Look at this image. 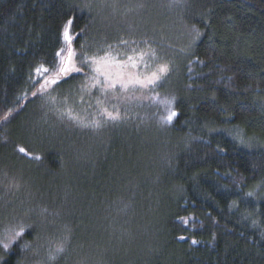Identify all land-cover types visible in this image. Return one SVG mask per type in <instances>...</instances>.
Segmentation results:
<instances>
[{"label": "trees", "instance_id": "16d2710c", "mask_svg": "<svg viewBox=\"0 0 264 264\" xmlns=\"http://www.w3.org/2000/svg\"><path fill=\"white\" fill-rule=\"evenodd\" d=\"M69 20L77 60L168 73L118 99L56 77ZM1 217L0 264H264V0H0Z\"/></svg>", "mask_w": 264, "mask_h": 264}, {"label": "snow or ice", "instance_id": "6c2138e0", "mask_svg": "<svg viewBox=\"0 0 264 264\" xmlns=\"http://www.w3.org/2000/svg\"><path fill=\"white\" fill-rule=\"evenodd\" d=\"M72 21L69 20L63 29V39L67 45L66 55L61 56L65 52V48H61L57 52V56L61 57L60 65L56 70V77L66 78L73 73H82L84 78V83L82 88L86 89L91 93L92 90H99L101 96H106L111 94L112 98H119V93H131L134 95L137 89H154L158 86L159 81L168 73L169 68L167 64H162L157 66L152 70V66L145 60L147 55L144 51H138L132 48L130 51L119 50L114 48L112 45H108L106 48L98 50L88 56H81L77 60L76 53L73 49V39L74 36L71 33ZM199 35V33H197ZM122 43H127V41H122ZM146 69L147 71H141L140 69ZM36 71L40 73L48 72L49 69L41 66L37 68ZM58 83L56 78L50 81H45V84ZM45 85H41L44 87ZM35 94V93H34ZM127 98V97H126ZM155 99V98H153ZM98 103H102L98 99ZM164 104L169 105L168 115L164 117L166 123L171 124L173 119L177 116L176 111H174L170 105L171 100L161 101ZM68 118L74 122L79 123L83 127H99L100 121L93 119L91 123H85L77 115H73L71 110L67 113ZM100 115L104 116L107 120L118 121L120 115L118 112L113 113L108 111L106 108H102ZM7 119V117H5ZM21 153H26L24 148H20ZM39 159V157H36ZM249 196L253 193L249 192ZM22 232L15 233L16 237L21 236ZM184 239V237H181ZM193 244L196 241H192ZM11 246V241L3 243V248L7 251ZM27 247V245H25ZM58 251H63V249H58ZM55 257H53L54 259Z\"/></svg>", "mask_w": 264, "mask_h": 264}, {"label": "rangeland", "instance_id": "374dc122", "mask_svg": "<svg viewBox=\"0 0 264 264\" xmlns=\"http://www.w3.org/2000/svg\"><path fill=\"white\" fill-rule=\"evenodd\" d=\"M115 1H118V0H114V2H115ZM236 136H237V135H236ZM238 139L240 140V138H238ZM1 179H3V177H1ZM3 220H4L3 217H1V218H0V224L3 223V222H2ZM1 222H2V223H1Z\"/></svg>", "mask_w": 264, "mask_h": 264}]
</instances>
